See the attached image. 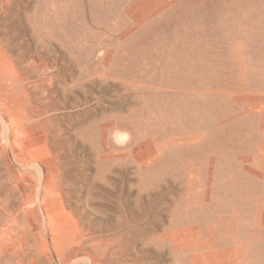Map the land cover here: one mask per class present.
Here are the masks:
<instances>
[{"label":"rangeland","instance_id":"rangeland-1","mask_svg":"<svg viewBox=\"0 0 264 264\" xmlns=\"http://www.w3.org/2000/svg\"><path fill=\"white\" fill-rule=\"evenodd\" d=\"M0 264H264V0H0Z\"/></svg>","mask_w":264,"mask_h":264},{"label":"bare ground","instance_id":"bare-ground-1","mask_svg":"<svg viewBox=\"0 0 264 264\" xmlns=\"http://www.w3.org/2000/svg\"><path fill=\"white\" fill-rule=\"evenodd\" d=\"M17 85V83L16 84H14V86H16ZM20 86V85H19ZM20 88V87H19ZM20 89H22V88H20ZM19 90V89H18ZM30 123V122H29Z\"/></svg>","mask_w":264,"mask_h":264}]
</instances>
